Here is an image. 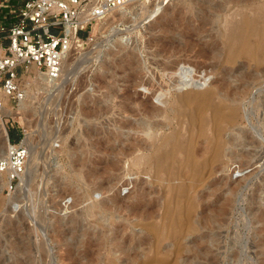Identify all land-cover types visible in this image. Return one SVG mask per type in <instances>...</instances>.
Returning <instances> with one entry per match:
<instances>
[{"label": "rangeland", "instance_id": "1", "mask_svg": "<svg viewBox=\"0 0 264 264\" xmlns=\"http://www.w3.org/2000/svg\"><path fill=\"white\" fill-rule=\"evenodd\" d=\"M261 8L143 0L98 24L73 74H23L24 99L7 105L21 113L2 120L11 142L30 134L34 170L11 194L0 175V264H264V57L226 46ZM217 86L236 120L224 157L192 183L191 159L207 157L195 111ZM164 140L186 151L157 164ZM7 148L0 132V158Z\"/></svg>", "mask_w": 264, "mask_h": 264}, {"label": "built area", "instance_id": "2", "mask_svg": "<svg viewBox=\"0 0 264 264\" xmlns=\"http://www.w3.org/2000/svg\"><path fill=\"white\" fill-rule=\"evenodd\" d=\"M134 1L139 0H0L6 15L0 19V113L2 95L11 103L24 99L23 74L36 68L49 81H58L67 56L90 40L94 23ZM24 138L25 132L17 142L9 138L8 151L0 158L9 194L17 191L26 170Z\"/></svg>", "mask_w": 264, "mask_h": 264}, {"label": "bare ground", "instance_id": "3", "mask_svg": "<svg viewBox=\"0 0 264 264\" xmlns=\"http://www.w3.org/2000/svg\"><path fill=\"white\" fill-rule=\"evenodd\" d=\"M141 1H143V0L134 1V2L130 3L129 5H132V4H135L137 2H141ZM129 5H126V6H129ZM126 6H124V7H126ZM121 8H123V7H121ZM121 8H119V9H121ZM119 9L113 10L112 12L109 13V15L112 14V13H114L115 11H117ZM262 9H264V8H261V10L258 12V15H259L258 18L257 17H254V18L253 17H248V18H246L245 21H244V28L242 30L236 31V33L232 34L228 38V41L226 43L227 48L229 49V51L232 52L233 51V46H234L233 44H234L235 41L244 42L246 44V47H245V49L243 51L244 56L248 57L251 61L258 62V63H261V64H262L261 61H262V59L264 57V25L261 23V21L264 20V10H262ZM107 17H105L101 21H96L94 23L93 28H92V31H91V38H90V40L89 41H83V44H81L80 47L75 48L67 56V59L64 62V67H63L62 75H61V78L59 80H61L62 77H65L68 74H71V73L73 74V69L72 70H69V68L72 67V66H74V63L72 61V57L74 56V54H77V52H78V53H81V57H87L88 54H89L88 52H91L92 51V49H91V51H88V49H85L84 46L86 45V43L89 44V43H91L93 41V38H94V36H93V34H94L93 33V30L96 29V27L98 26V24H100L101 22L105 21V19ZM256 32H259V42H254L251 39L252 33H256ZM94 46H95V44H94ZM94 46L92 48H96L97 47V45H96V47H94ZM0 53L2 54L4 52L2 50H0ZM30 70H28L27 72H29ZM34 71L36 73V76H35V80L36 81L37 80H42L43 82H46V83L52 82V81H49L47 78H45L43 76V74L38 69L34 68ZM58 81H56V82H58ZM56 82H53V83H56ZM212 92H213V90L211 91V93ZM219 93H220V86H217L216 90L211 94L209 100L207 102H202L198 106V108L196 109V111H195V112H197L196 118L194 117L196 119V121H197L196 123H200L202 135L204 137H206V139H207V146L204 149V153L205 154H203V155L205 157L207 156L208 159L206 157V161L204 160V162H200L199 160H196L197 157L195 158L194 157L195 155L193 156V159H191L193 161V163H192L193 166H192V171H191V178H192L191 180H192V183L195 182L196 177H198L199 175H201V173L203 171L207 170V166L209 168H211L212 165L214 166L216 160H220V159H222L224 157V155H225L224 154L225 153L224 152V150H225L224 144L225 143H224V137H223V135H224V132L226 130V124L228 125V124H231V123H234L235 122L234 119H235V116L237 115V112H238L237 100L236 101H232V103H233L232 104L231 102H229L231 100H229V99L226 98V102L228 103V105L227 104L226 105H222L220 103H216V101L219 99L218 96L221 95ZM2 97L4 99L5 106H4L3 110H2V112L0 113V132H1L2 136H3V138H4L5 144L8 145V147H9V143H10L9 142V137H8L6 128L4 127V124H3L4 121L2 120V116L5 115V114H10L12 116H16V115H20L21 112L18 109L17 110L20 113L17 112V111L16 112L15 111L14 112L13 111L10 112L9 111L10 109L7 108V105H8V102H9V97L4 96V95H2ZM231 104H232V106H231ZM20 110H22V109H20ZM193 113H194V111H193ZM208 115H213L212 116L213 117V120H214L213 122L215 124V128H216V131H217L216 135L214 137H212L211 139L209 137V131H208L209 129H208V124H207V117H208ZM192 120H194V119H192ZM128 127L130 128L132 126L131 125H128ZM132 130H134V129H132ZM29 135L30 134L25 131V138H24V141H23L22 144L25 145L27 147V149H28V159H27V162H26V170H25V173H24V175H23V177L21 179V182H20L19 186L21 185V183H22V181L24 179V176H29L30 174H32L31 171L34 170V169H32V166L34 164L32 165V148L30 147V142H31L32 139H30ZM166 142H167V140L162 141V143H163L162 146L164 147L163 150H162V152H158L156 154V156L153 157V161L155 163H157V164H160V162H162L165 159H167L166 157H168L170 155H174V153H176L177 151L178 152H184V151H186V147L183 146V147H181V148H179V149L174 150V151L171 152L169 149H167L168 143H166ZM158 143L160 144V142H158ZM7 151H8V148H7L6 152ZM190 157H191V155H190ZM179 165H180V161L179 162H175L171 167L168 168V170L170 172H176V170L178 169ZM0 175H4L5 176V179H6V175L5 174H0ZM194 177H195V179H194ZM185 190H186V187L182 189L183 192ZM146 264H149V263H146Z\"/></svg>", "mask_w": 264, "mask_h": 264}]
</instances>
